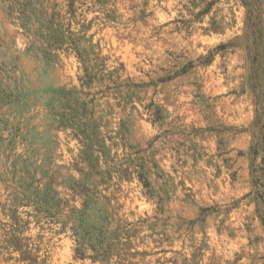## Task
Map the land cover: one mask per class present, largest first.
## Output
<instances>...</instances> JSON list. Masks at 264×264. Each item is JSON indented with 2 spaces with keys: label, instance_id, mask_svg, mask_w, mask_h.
Instances as JSON below:
<instances>
[{
  "label": "rangeland",
  "instance_id": "374dc122",
  "mask_svg": "<svg viewBox=\"0 0 264 264\" xmlns=\"http://www.w3.org/2000/svg\"><path fill=\"white\" fill-rule=\"evenodd\" d=\"M0 264H264V0H0Z\"/></svg>",
  "mask_w": 264,
  "mask_h": 264
}]
</instances>
